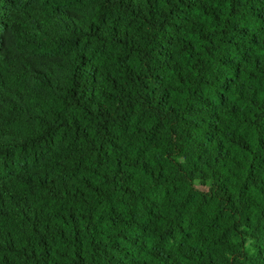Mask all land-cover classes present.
I'll return each mask as SVG.
<instances>
[{"label":"trees","instance_id":"16d2710c","mask_svg":"<svg viewBox=\"0 0 264 264\" xmlns=\"http://www.w3.org/2000/svg\"><path fill=\"white\" fill-rule=\"evenodd\" d=\"M0 264H264V0H0Z\"/></svg>","mask_w":264,"mask_h":264}]
</instances>
